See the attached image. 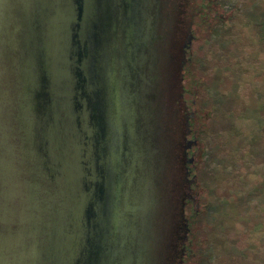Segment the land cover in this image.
Here are the masks:
<instances>
[{"label": "water", "instance_id": "95a60500", "mask_svg": "<svg viewBox=\"0 0 264 264\" xmlns=\"http://www.w3.org/2000/svg\"><path fill=\"white\" fill-rule=\"evenodd\" d=\"M214 1L0 0V264H208Z\"/></svg>", "mask_w": 264, "mask_h": 264}, {"label": "rangeland", "instance_id": "374dc122", "mask_svg": "<svg viewBox=\"0 0 264 264\" xmlns=\"http://www.w3.org/2000/svg\"><path fill=\"white\" fill-rule=\"evenodd\" d=\"M235 13L193 46L201 79L198 112L210 110L212 137H200L203 204L197 227L208 264H264V0H215Z\"/></svg>", "mask_w": 264, "mask_h": 264}, {"label": "flooded vegetation", "instance_id": "af4514ba", "mask_svg": "<svg viewBox=\"0 0 264 264\" xmlns=\"http://www.w3.org/2000/svg\"><path fill=\"white\" fill-rule=\"evenodd\" d=\"M166 3L168 1L169 11L178 9L180 12L178 14L179 21H182V15L184 14L183 7L184 3L182 1L184 0H165Z\"/></svg>", "mask_w": 264, "mask_h": 264}, {"label": "trees", "instance_id": "16d2710c", "mask_svg": "<svg viewBox=\"0 0 264 264\" xmlns=\"http://www.w3.org/2000/svg\"><path fill=\"white\" fill-rule=\"evenodd\" d=\"M188 150V149H187ZM188 163H190V162H188ZM188 170V169H187ZM189 172V171H188Z\"/></svg>", "mask_w": 264, "mask_h": 264}]
</instances>
